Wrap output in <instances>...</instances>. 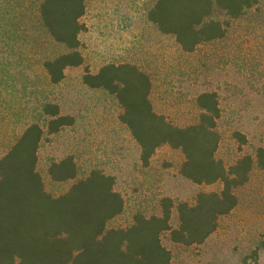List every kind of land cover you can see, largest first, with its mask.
<instances>
[{
  "label": "rangeland",
  "instance_id": "obj_1",
  "mask_svg": "<svg viewBox=\"0 0 264 264\" xmlns=\"http://www.w3.org/2000/svg\"><path fill=\"white\" fill-rule=\"evenodd\" d=\"M36 1L0 0V155L27 122H41L39 102L60 103L76 123L49 137L41 148L39 170L49 192L58 194L70 184L51 182L45 173L46 160L65 153L75 156L79 176L99 167L115 177L124 210L108 222L109 227L129 225L136 212L160 213L162 196L173 201L174 226L178 202L192 204L198 192L222 187L219 182L197 184L181 176L183 155L167 145L156 149L148 166L140 165L138 147L118 120L120 106L114 96L81 83L85 69L94 71L107 62L131 61L148 73L154 109L175 125L194 123L199 112L195 96L216 91L221 116L215 154L226 165L264 145V0L234 20L221 39L190 53L147 21L146 11L154 0H87L81 18L86 28L80 34L84 62L66 68L56 85L44 77L41 61L62 48L50 44L32 20ZM234 130L246 135V145L239 147ZM234 192L236 206L219 218L202 244L182 246L162 234V243L172 251L171 264H237L264 238V169L253 166L248 181ZM258 264H264V252Z\"/></svg>",
  "mask_w": 264,
  "mask_h": 264
},
{
  "label": "trees",
  "instance_id": "obj_2",
  "mask_svg": "<svg viewBox=\"0 0 264 264\" xmlns=\"http://www.w3.org/2000/svg\"><path fill=\"white\" fill-rule=\"evenodd\" d=\"M86 1L37 0L34 5L32 20L50 44L62 48L41 61L51 85L64 79L66 68L84 62L80 34L86 28L81 21ZM256 4L257 0H154L146 19L190 53L221 39L232 22ZM81 83L114 96L120 106L118 120L137 145L142 167L149 165L158 147L167 145L183 155L178 168L181 176L197 184L219 182L222 187L198 192L192 204L178 202L174 226L170 223L173 201L162 196L160 213L136 212L129 225L109 227L108 222L124 210V198L112 174L91 167L79 176L75 156L65 153L46 160L45 173L51 182L70 184L58 194L45 187L39 170L41 148L49 137L76 123L60 103L46 99L37 109L43 124L27 122L0 155V264H171L172 251L162 243V234L167 233L174 244H202L215 231L219 218L236 206L234 189L248 181L253 166L264 169V145L228 165L216 156L221 109L214 90L195 96L196 121L179 126L154 109L150 76L131 61L85 69ZM232 135L239 147L247 144L244 133L234 130ZM261 252L264 238L237 264H258Z\"/></svg>",
  "mask_w": 264,
  "mask_h": 264
}]
</instances>
